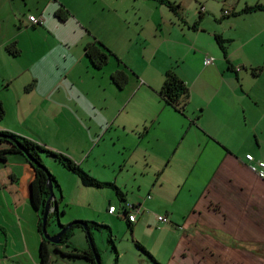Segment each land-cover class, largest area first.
Returning a JSON list of instances; mask_svg holds the SVG:
<instances>
[{
    "label": "crops",
    "instance_id": "obj_1",
    "mask_svg": "<svg viewBox=\"0 0 264 264\" xmlns=\"http://www.w3.org/2000/svg\"><path fill=\"white\" fill-rule=\"evenodd\" d=\"M132 1L138 34L147 38L146 28L153 27L155 50L135 68L113 53L116 66L102 71L110 57L95 68L83 52L85 43L97 39H77L74 31L55 32L48 26L60 23L54 15L59 5L67 10L65 20L70 12L81 23L79 16L91 11L88 3L101 15L110 9L121 16L126 13L123 0H0V130L20 132L21 126L22 131L27 128V137L40 140L31 134L37 127L27 122L32 112L43 116L40 127L55 138H65L66 132L91 134L97 123L105 132L113 130L121 149L115 173L110 177L88 171L117 188L95 187L110 190L103 208L111 217L103 221L110 234L111 222L121 218L108 213L107 205L119 210L123 201L140 202L142 213L133 223L123 220L125 228L132 242H139L159 264H264V176L250 171L244 159L250 153L264 160V12H241L243 6L264 0H168L177 5L174 10L159 0ZM28 15L38 23H31ZM174 23L176 34L171 31ZM214 34L223 40L224 55ZM54 37L59 53L45 63L40 44ZM8 44L14 53L6 49ZM205 57L211 62L204 64ZM120 66L128 80L118 88L109 73ZM165 71L186 87L180 110L159 95ZM87 73H102L101 95L80 86ZM75 85L83 91L66 95ZM33 176L21 156L0 159V264H41L38 211L29 197ZM71 179L77 190L78 185L91 187ZM52 192L56 199L63 189L58 184ZM55 206L58 210V203ZM51 214L49 234L60 224L89 220L81 212L65 221L59 218L64 211ZM160 214L167 220L157 221ZM82 232L74 228L64 243L48 244L44 264H93L72 250L88 247ZM134 249L140 264H156Z\"/></svg>",
    "mask_w": 264,
    "mask_h": 264
},
{
    "label": "rangeland",
    "instance_id": "obj_2",
    "mask_svg": "<svg viewBox=\"0 0 264 264\" xmlns=\"http://www.w3.org/2000/svg\"><path fill=\"white\" fill-rule=\"evenodd\" d=\"M109 3L122 0H108ZM124 6L123 9H126V13H123L121 16H116L111 14V10L108 9V14H99L98 7L92 10V5L87 4L90 13L86 16H79L81 21L78 22L71 17L65 21H60L54 25H49L48 27L55 32L62 31H74L77 35V39L89 38L97 39L102 45L107 47L115 56L127 67H136L143 58L152 56L155 50V43L158 40L157 37H152V28L147 27V38L143 36V33L138 34V29L133 20V12L136 7V3L132 0H123ZM187 1V0H182ZM221 2V1H219ZM82 3H85V0H82ZM83 5V4H82ZM197 6L200 3H196ZM202 5V4H201ZM81 6V5H80ZM218 10V4L215 5ZM85 7V6H84ZM220 7V6H219ZM166 6L163 7V11L170 13ZM202 6L199 7V10L202 11ZM192 8L189 5V11L191 12ZM188 16V15H187ZM72 18V19H71ZM181 18V17H180ZM161 24L160 28L164 31L166 28L164 24ZM177 24L174 23L171 31L172 34H176L178 31ZM144 29L141 31L143 32ZM32 34L38 38V33L36 31ZM58 38H50L48 42L41 43V50L44 55V62H52L53 56L59 53V44L57 43ZM145 40V48L143 50L142 43ZM108 65H105L101 69L102 71L107 70L106 68L116 66V61L113 56H110ZM101 72V71H98ZM102 73L84 74L85 76L80 83V86L86 90H91L93 93L101 95L103 93V82L104 77L102 78ZM30 86V85H29ZM80 86H72L66 89V95H74L82 92ZM43 116L41 114H36L32 112L27 117V122L32 123L38 129V132H33L31 134L36 135L34 137H39L34 141L54 150L61 152L69 156L74 162L79 164V166L88 173H102L109 175L110 177L115 173L117 168V162L121 155V149L118 145V137L115 135L113 130H108L105 132V127L93 126L90 132L86 133H68L66 132L65 138H55L52 133L48 131L45 127H40L41 120ZM3 120V117L0 119V122ZM20 132L13 131L9 128H3V130L12 131L14 133L20 134L27 137L24 133L27 131V128L21 130V126L18 127ZM68 135L74 136L68 138ZM79 135V136H78ZM30 137V136H28ZM27 137V138H28ZM33 140V138L30 137ZM8 144L5 142H0V147H6ZM6 156H24L17 152L6 153ZM40 160L44 167L55 177L61 189L62 193H58L57 198L55 199L58 203V212L64 211V214L59 216L60 221H65L69 219L71 213H82L83 217H87L89 220L97 221L103 223L107 219L111 218L105 214V201L108 199L109 189L108 188H95V187H82L80 185V190H77V187L72 182L71 178H77L76 175L69 170L65 169L61 163H59L52 156L40 153ZM25 159V158H24ZM113 163V165H112ZM90 175V174H89ZM54 193V192H53ZM57 194V193H56ZM102 210V213L100 212ZM104 213V214H103ZM83 220V219H80ZM111 220V219H110ZM113 220V217H112ZM105 223V222H104ZM111 229V238L114 240L115 247L118 252L119 260L116 256L114 261V252L110 249V244L105 241V230H92L93 233V243L98 249L99 258L101 262L106 264H140L134 257V244L132 238L129 234V231L125 228V223L121 219H114L112 222ZM49 228H53L52 224L46 227V231L50 232ZM79 230L80 228L74 227ZM85 233V232H84ZM82 232V235L84 236ZM49 234V233H48ZM85 239V238H84ZM107 244V245H106ZM72 245H77L76 242L72 241ZM103 264V263H102ZM144 264H152L144 261Z\"/></svg>",
    "mask_w": 264,
    "mask_h": 264
},
{
    "label": "trees",
    "instance_id": "obj_3",
    "mask_svg": "<svg viewBox=\"0 0 264 264\" xmlns=\"http://www.w3.org/2000/svg\"><path fill=\"white\" fill-rule=\"evenodd\" d=\"M159 1L164 3L168 8L172 10H174L177 7L176 4H172L168 0H159ZM254 10H259L264 12V4L245 5L241 8V12H249ZM67 14H68L67 10L63 8L61 5H59L54 10V15L60 21H64L67 17ZM214 40L217 46L220 48L222 54L224 55L225 52H224L223 40L217 34H214ZM6 49L12 53H14L15 51L12 44H8L6 46ZM83 52L86 58L88 59V61L90 62V64L95 68L102 67L107 62L108 58L114 55L107 47L102 45V43H100L99 41H91L85 43L83 46ZM164 75L165 77L159 89V95L163 98V100L167 104L173 106L177 110H180L182 108V103L180 102L179 98L180 96H184L182 98L186 97L187 95L186 87L184 83L180 79H178L171 71H165ZM109 79L116 87L118 88L123 87V85L128 80V72L126 69H124L123 66L117 67L109 73ZM3 114H4V110L0 104V119L3 117ZM0 142H5L8 144L6 147H0V159H4L6 153L17 152L24 156L25 160L33 169L34 176L29 184V197H30V203L38 211V219L36 226L40 234H41L40 216L42 213L43 204L48 196V190L45 186L46 180L49 179L51 188L53 186H56L58 188L57 180L48 171V169L44 167V165L40 160L39 154L41 152L52 156L59 163H61V165L65 169L74 173L82 185L91 186V187L107 186L112 188L115 192H117V188L114 184L106 181L97 180L96 178L85 172L79 166V164L74 162L69 156L61 152L54 151L30 138L14 133L12 131L0 130ZM56 203L57 201L55 200V204ZM57 211H58L57 208H54L47 215L45 221V228L48 225V219L52 215L51 213H57ZM81 221L84 223L85 227L88 230V232L86 233V236L88 235V239H89L88 247L86 249H79L75 247L72 248V250L75 251L74 255L86 258L89 261H91L93 264H95V260L98 261V264H101L98 249L95 247L92 237L90 235V229H95V230L104 229L106 231L105 241L108 244H110L111 249L114 252V261H115L116 250L112 242L109 227L104 223L96 222L93 220L85 219ZM70 222L65 224H60V228H64L68 224L70 225L65 228L64 232L60 237V242L58 244L64 243L66 241V239L72 234V230L74 229V227L78 226L80 229H82V226L80 224L70 223ZM48 244L57 245L54 243H50L47 240L43 239V237H41V242L39 247V257L41 264H44V262L47 260L48 251L46 246ZM133 244L138 250L145 253L152 261H154L156 264H159L154 260V258L144 249V247L139 242L133 241Z\"/></svg>",
    "mask_w": 264,
    "mask_h": 264
},
{
    "label": "built area",
    "instance_id": "obj_4",
    "mask_svg": "<svg viewBox=\"0 0 264 264\" xmlns=\"http://www.w3.org/2000/svg\"><path fill=\"white\" fill-rule=\"evenodd\" d=\"M223 12L227 13L226 10H223ZM27 18L31 23H38V19L33 15H28ZM211 59L212 58L210 57H205L203 59V63L208 64L211 62ZM244 159L246 160L247 167L250 171H252L258 176H264V160L254 159L250 153L244 154ZM146 198H149V195H146ZM106 211L108 213L117 215L119 218L128 223H133L138 219L139 215L142 213L143 207L140 202L123 201L120 203L119 210H116L114 205L108 204L106 207ZM156 219L159 222H164L167 220L166 216L162 214L156 215Z\"/></svg>",
    "mask_w": 264,
    "mask_h": 264
},
{
    "label": "water",
    "instance_id": "obj_5",
    "mask_svg": "<svg viewBox=\"0 0 264 264\" xmlns=\"http://www.w3.org/2000/svg\"><path fill=\"white\" fill-rule=\"evenodd\" d=\"M45 186L48 190V196H47V198L43 204L42 213L40 216V232H41L43 239L47 240L50 243L57 244L60 242V237H61L62 233L64 232L65 228L67 226H69L70 224H68L64 228H60L54 234H48V232L46 231V228H45L46 217L50 213V211L52 210V207L56 208V206H55V199H54V195L52 192V188H51V184H50L49 179L46 180ZM70 223L80 224L82 226V229L84 230L85 234L88 232L87 228L85 227L84 223L81 220H72ZM86 238L89 242L88 235L86 236ZM95 264H98V261L95 260Z\"/></svg>",
    "mask_w": 264,
    "mask_h": 264
}]
</instances>
